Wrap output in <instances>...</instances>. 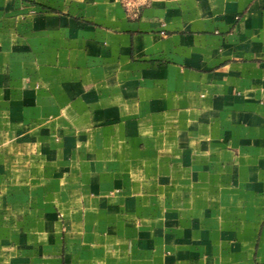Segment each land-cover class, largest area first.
<instances>
[{"label":"crops","instance_id":"0c3cea01","mask_svg":"<svg viewBox=\"0 0 264 264\" xmlns=\"http://www.w3.org/2000/svg\"><path fill=\"white\" fill-rule=\"evenodd\" d=\"M0 264H264V0H0Z\"/></svg>","mask_w":264,"mask_h":264},{"label":"built area","instance_id":"2783aa9c","mask_svg":"<svg viewBox=\"0 0 264 264\" xmlns=\"http://www.w3.org/2000/svg\"><path fill=\"white\" fill-rule=\"evenodd\" d=\"M137 0H123V2L126 4V5H132L133 3H135Z\"/></svg>","mask_w":264,"mask_h":264}]
</instances>
